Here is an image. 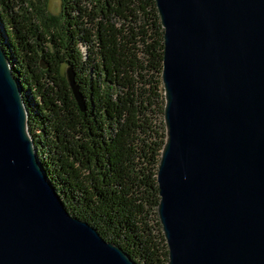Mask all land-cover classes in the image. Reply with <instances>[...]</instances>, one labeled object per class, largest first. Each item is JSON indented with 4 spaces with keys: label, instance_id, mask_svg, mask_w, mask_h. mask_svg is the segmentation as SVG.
<instances>
[{
    "label": "water",
    "instance_id": "water-1",
    "mask_svg": "<svg viewBox=\"0 0 264 264\" xmlns=\"http://www.w3.org/2000/svg\"><path fill=\"white\" fill-rule=\"evenodd\" d=\"M156 3L168 264H264V0ZM25 89L0 39V264H138L67 209L30 134Z\"/></svg>",
    "mask_w": 264,
    "mask_h": 264
},
{
    "label": "trees",
    "instance_id": "trees-1",
    "mask_svg": "<svg viewBox=\"0 0 264 264\" xmlns=\"http://www.w3.org/2000/svg\"><path fill=\"white\" fill-rule=\"evenodd\" d=\"M0 0V39L27 93L28 127L70 213L138 264H168L158 169L164 27L156 0ZM71 67L82 110L64 71Z\"/></svg>",
    "mask_w": 264,
    "mask_h": 264
},
{
    "label": "rangeland",
    "instance_id": "rangeland-1",
    "mask_svg": "<svg viewBox=\"0 0 264 264\" xmlns=\"http://www.w3.org/2000/svg\"><path fill=\"white\" fill-rule=\"evenodd\" d=\"M61 9V6H60V0H50V3H49V10L55 14L59 13ZM64 71L66 73V68L64 67Z\"/></svg>",
    "mask_w": 264,
    "mask_h": 264
}]
</instances>
